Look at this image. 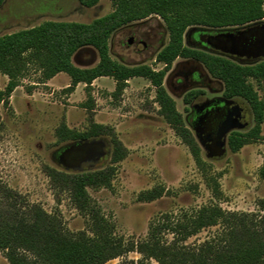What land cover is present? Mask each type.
Instances as JSON below:
<instances>
[{
  "label": "rangeland",
  "instance_id": "1",
  "mask_svg": "<svg viewBox=\"0 0 264 264\" xmlns=\"http://www.w3.org/2000/svg\"><path fill=\"white\" fill-rule=\"evenodd\" d=\"M112 10L108 0H101L92 8L82 7L78 0H4L0 6V36L46 21L88 24ZM196 30L189 29L184 34L186 47L199 48L196 38L206 44L200 35L197 37ZM132 36L138 37L143 44L129 45L127 39ZM166 42L167 33L161 20L151 17L117 31L108 42L109 55L123 65H148L160 70L163 65L155 64L153 58ZM71 62L80 69L91 68L98 63V56L91 48H84ZM185 62L176 59L170 70L175 67L183 70ZM198 68L206 81L186 90H201L204 99L220 96L221 83L212 79L202 66ZM169 74L170 71L164 77L163 87L174 101L184 126L194 135L192 115L183 103V91L178 88L177 82L182 78H172ZM7 81V77L0 75L1 90ZM43 82L47 85H41V74L31 66L19 80L7 105L0 103V187L19 194L25 203L56 215L68 232L86 231V219L74 208L65 192L52 188L45 171L47 168L84 171L107 166L111 145L109 137H101L106 144V154L89 162V158L101 151L99 146L80 145L78 150L64 154L71 142L58 139L56 133L61 125L76 132L86 131L91 123L105 126L126 149L125 158L114 165L111 187L87 189L100 214L113 226V235L125 242L145 240L153 225L160 230L163 242L170 243L173 235L169 225L212 204L229 213L264 216V207H260L264 200V141L247 144L233 153L225 138L222 153L215 154L205 150L195 139L202 162L197 165L186 145L159 115L155 89L147 80L139 78L126 83L115 98L111 95L115 88L111 78L95 81L88 90L80 85L68 91L70 79L63 73ZM250 82L259 98L264 100V83L258 86ZM87 99L93 106L91 111L82 108ZM235 102L251 116L247 126L236 130L244 133L254 124L252 115L245 103ZM260 133L264 135V114ZM210 178H215L219 186L222 194L219 199L212 196ZM152 189H161L162 195L150 202L138 200L141 192ZM221 230L219 225L204 228L178 245L192 249L218 236ZM139 259L141 256L133 251L105 264L136 263ZM150 263L157 264L153 260ZM0 264H8L1 252Z\"/></svg>",
  "mask_w": 264,
  "mask_h": 264
},
{
  "label": "trees",
  "instance_id": "2",
  "mask_svg": "<svg viewBox=\"0 0 264 264\" xmlns=\"http://www.w3.org/2000/svg\"><path fill=\"white\" fill-rule=\"evenodd\" d=\"M3 1L0 0V6ZM100 1L78 0V3L92 8ZM108 1L112 12L88 24L46 21L0 36V75L8 79L5 88L0 89V103L7 105L11 93L31 66L41 74L42 83L60 73L67 75L68 91L78 84H84L88 90L95 79L111 78L115 82L111 94L114 98L122 93L126 81L142 78L155 89L159 115L186 145L196 164L201 165L198 144L163 87L164 77L173 62L179 58L191 59L221 83L225 100H239L251 112L252 128L244 133H229L226 138L229 150L235 153L247 144L264 141L260 133L264 100L250 82L258 86L264 83V28L260 27L264 25L263 0ZM151 17L160 19L167 33V42L154 56V63L163 68L153 70L148 65L127 66L113 61L108 47L112 36L122 28ZM189 29H198L203 41L219 53L186 47L183 40ZM84 48L96 52L98 63L80 69L71 59ZM203 94L201 90L187 92L183 96L184 105ZM82 108L93 109L89 99ZM56 135L61 142H71L68 146L75 145L67 152H74L85 143H105L101 137H109L111 151L107 166L84 171L49 168L45 171L52 188L65 192L86 219L87 230L70 233L56 215L25 203L19 194L0 187V252L8 264H105L133 251L141 259L136 263L119 264H151L150 260L157 264H264V216L229 213L216 204L201 207L193 216L169 225L173 235L170 243L163 242L160 230L153 225L147 238L138 243L116 237L113 226L100 214L87 189L111 187L114 165L125 158L126 149L111 129L95 123L84 132L61 125ZM209 183L212 196L219 199L222 194L215 178H210ZM161 195V189H152L141 192L138 200L150 202ZM260 207H264V200ZM218 225L222 227L218 236L192 249L178 245L200 230Z\"/></svg>",
  "mask_w": 264,
  "mask_h": 264
},
{
  "label": "flooded vegetation",
  "instance_id": "3",
  "mask_svg": "<svg viewBox=\"0 0 264 264\" xmlns=\"http://www.w3.org/2000/svg\"><path fill=\"white\" fill-rule=\"evenodd\" d=\"M198 35H200L199 32L197 33V37ZM127 41L129 45L139 46L143 44V41L136 36H132L127 39ZM195 44L198 45L199 48L192 49L205 52L216 51L209 45L199 41L197 38L195 40ZM182 60L186 61L184 69L178 70L177 67L173 68L170 70L169 77L173 78L180 76L182 78V80H178L177 83L179 84L178 88L183 91V94L185 95L187 92L195 90L193 88L186 90L189 86L203 83L206 81V76L202 74L200 68H198V65L201 66L199 63L191 59ZM173 89L175 90L174 87ZM202 97L203 96H200L197 99H194L190 104L186 105L189 108V115H192L191 128L194 133L193 136L205 150L211 153L219 154L223 151V145L220 144V139H217L216 137L217 130L226 117L232 112V105L239 104H237L235 100H225L222 97V94L220 96H213L210 99H204ZM232 131H236V129L228 132L225 138H227L229 133Z\"/></svg>",
  "mask_w": 264,
  "mask_h": 264
},
{
  "label": "water",
  "instance_id": "4",
  "mask_svg": "<svg viewBox=\"0 0 264 264\" xmlns=\"http://www.w3.org/2000/svg\"><path fill=\"white\" fill-rule=\"evenodd\" d=\"M260 27L264 28V25H260ZM231 110L232 112L222 122L221 126L218 128L216 133V137L217 139H220L221 145H224V138L228 132L234 129L236 130L243 129L245 126H247V124L250 122L251 119L250 113L239 105L236 104L232 105ZM83 145L99 146V148H101L100 152L95 153L92 158H89L87 160L88 162L92 161L96 156L99 155L104 156L106 154V151H104L106 144L104 142L96 141V142L85 143ZM74 146L75 145L65 147L64 154ZM71 169L76 170L75 168H71Z\"/></svg>",
  "mask_w": 264,
  "mask_h": 264
},
{
  "label": "crops",
  "instance_id": "5",
  "mask_svg": "<svg viewBox=\"0 0 264 264\" xmlns=\"http://www.w3.org/2000/svg\"><path fill=\"white\" fill-rule=\"evenodd\" d=\"M264 20V19H263ZM121 30V29H120ZM119 31V30H118ZM110 42H111V39H110ZM110 47H111V44H110ZM154 59V58H153ZM103 78H107V77H101V78H97V79H95L92 83H91V85H90V88L91 87H93V85H94V82L95 81H98V80H100V79H103ZM135 79H139V78H132V79H129L128 81H126V83L128 84V83H130V81H132V80H135ZM112 80V79H111ZM113 81V80H112ZM113 84V86H115V84H114V82H112ZM41 85H47V84H41ZM82 86V87H85V85L84 84H78L77 86H75V88H78L79 86Z\"/></svg>",
  "mask_w": 264,
  "mask_h": 264
}]
</instances>
